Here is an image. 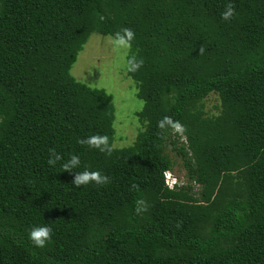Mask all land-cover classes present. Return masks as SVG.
<instances>
[{
    "label": "trees",
    "instance_id": "obj_1",
    "mask_svg": "<svg viewBox=\"0 0 264 264\" xmlns=\"http://www.w3.org/2000/svg\"><path fill=\"white\" fill-rule=\"evenodd\" d=\"M123 29L144 105L118 148L113 95L71 69L92 33ZM49 149L107 182L75 187ZM0 264H264V0H0Z\"/></svg>",
    "mask_w": 264,
    "mask_h": 264
},
{
    "label": "rangeland",
    "instance_id": "obj_2",
    "mask_svg": "<svg viewBox=\"0 0 264 264\" xmlns=\"http://www.w3.org/2000/svg\"><path fill=\"white\" fill-rule=\"evenodd\" d=\"M114 41L113 36L92 33L79 52L71 73L77 80L91 87L104 88L113 95L114 146L122 148L131 145L142 130L136 113L142 109L144 101L137 96L136 82L127 74L132 47L129 43L126 47L118 46ZM217 104H219L217 95L210 94L206 99V108L209 113L216 112L214 106ZM167 150L176 160L172 175L184 183L186 176L180 165V158L176 157L171 148Z\"/></svg>",
    "mask_w": 264,
    "mask_h": 264
},
{
    "label": "clouds",
    "instance_id": "obj_3",
    "mask_svg": "<svg viewBox=\"0 0 264 264\" xmlns=\"http://www.w3.org/2000/svg\"><path fill=\"white\" fill-rule=\"evenodd\" d=\"M232 15H233V9L231 7H228L226 8L225 11L221 13V19L228 20ZM122 32L123 35H121V33L119 32L115 34L114 43L118 46L126 47L128 43L131 41L133 37V33L129 29H123ZM201 51H203V49H201ZM141 63L142 61H137L135 57L129 58L128 60L129 70H135L140 66ZM176 131L180 132L179 127L176 128ZM181 139L185 140L184 136H181ZM77 143L87 144L89 147H95L100 151L106 150L105 147L101 146V145L106 146V138L104 137H87L84 139H78ZM49 152L50 155L46 161L47 165L49 167H52L55 166L57 162H61V167L64 169V171H68L69 173L73 174L72 184L75 187L87 185L90 182L95 183L97 185H101L107 182V177L102 175L98 171H89L87 169L83 171H74V169L80 166L79 155L70 154L66 160L62 161L61 155L55 152L54 149H49ZM164 177H165V173H164ZM173 182H174V188L176 187L177 184L181 183L180 179L175 175H173ZM165 184H166V179H165ZM174 188H170V189H174ZM147 207L148 205L143 199L136 200L135 208H134L135 214L140 215L141 213L147 210ZM50 233H51V228L49 226L37 225V226H33L28 231L27 235H28V240L34 247L43 248L46 245L47 241L50 239Z\"/></svg>",
    "mask_w": 264,
    "mask_h": 264
},
{
    "label": "built area",
    "instance_id": "obj_4",
    "mask_svg": "<svg viewBox=\"0 0 264 264\" xmlns=\"http://www.w3.org/2000/svg\"><path fill=\"white\" fill-rule=\"evenodd\" d=\"M165 179H166V185L169 188H174L173 175L171 172L169 171L165 172Z\"/></svg>",
    "mask_w": 264,
    "mask_h": 264
}]
</instances>
